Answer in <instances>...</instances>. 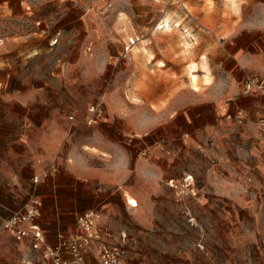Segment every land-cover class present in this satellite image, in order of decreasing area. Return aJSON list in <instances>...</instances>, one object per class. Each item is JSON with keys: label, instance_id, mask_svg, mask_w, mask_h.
<instances>
[{"label": "rangeland", "instance_id": "1", "mask_svg": "<svg viewBox=\"0 0 264 264\" xmlns=\"http://www.w3.org/2000/svg\"><path fill=\"white\" fill-rule=\"evenodd\" d=\"M252 75L264 0H0V151L26 175L18 209L37 197L39 219L73 232L99 211L130 264H264V115L209 131L194 107L237 81L248 96Z\"/></svg>", "mask_w": 264, "mask_h": 264}, {"label": "built area", "instance_id": "2", "mask_svg": "<svg viewBox=\"0 0 264 264\" xmlns=\"http://www.w3.org/2000/svg\"><path fill=\"white\" fill-rule=\"evenodd\" d=\"M241 91L246 95H260L264 105V75H252L241 82ZM264 132V119L260 122ZM46 175V171L33 176V182ZM191 175H186L182 186L189 188ZM41 201L30 197L23 206L2 218L0 232H8L16 241L27 240V250L20 264H86V255L96 246L98 264H130L127 251L117 243L103 241L100 237L99 221L102 213L86 210L76 218V231L70 234L58 233L55 243H49L41 225L37 222Z\"/></svg>", "mask_w": 264, "mask_h": 264}, {"label": "crops", "instance_id": "3", "mask_svg": "<svg viewBox=\"0 0 264 264\" xmlns=\"http://www.w3.org/2000/svg\"><path fill=\"white\" fill-rule=\"evenodd\" d=\"M190 5L192 6V4ZM201 17L206 22H211L213 20L210 12L202 15ZM238 85L239 83L237 81V87L230 86L229 89H226L221 93L219 98H214L208 95L204 99L196 101L198 103L195 104L194 107H202L204 105L205 111L210 115V121L201 124L203 125L201 127H203L204 130L211 131L212 129H215L217 125H220V128L233 126L238 129V134H240L243 126H240L242 123H237L238 116L243 117V121L246 122L245 124H253L254 127L256 123L257 126L259 117L264 115V109H261L262 99L258 95L242 96L239 93ZM195 113L196 112L193 114V120L198 117ZM200 129V127H197V130ZM223 130L224 132L226 131V129H222V131ZM255 130L257 131V127ZM255 130H253V132H255ZM5 148L6 147H3V150ZM3 150L0 151V221L2 218L7 217L21 206L27 191V187L26 189H23L21 186V184L25 181L24 178L26 177L24 172L19 175H15L12 171H9L7 164L3 165L2 156L5 154ZM4 167L7 169L6 177L9 178L10 182H8L7 179H4ZM24 168L25 173H27L29 168H31L28 160L25 162ZM61 221L62 220L53 218L48 222L47 220L45 221L44 219H39L37 217V222L41 225L47 242L55 243L58 233L70 234L73 232L72 228H62L63 226ZM101 221L102 219L100 220V223ZM100 237L103 241L109 243L111 242L109 240L110 238L108 239L110 236L107 233L102 234L100 231ZM27 244V240L16 241L10 233L5 231L0 232V264H20L22 255L27 250ZM96 252V246H94L93 249L86 255V264H98Z\"/></svg>", "mask_w": 264, "mask_h": 264}, {"label": "bare ground", "instance_id": "4", "mask_svg": "<svg viewBox=\"0 0 264 264\" xmlns=\"http://www.w3.org/2000/svg\"><path fill=\"white\" fill-rule=\"evenodd\" d=\"M164 18H165V17H164ZM165 25L167 26V28H170L169 25H168V23H167V21H165ZM163 27H164V24H160V25L157 26L156 28H157V29H160V28H163ZM195 64H196V63H195ZM195 64H192V65L190 66V68H191V71H190V78H191V82H193V83H194V82L196 81V79H197V75L193 73V69H195ZM202 66H203L204 68H207L205 63H203ZM193 86L195 87V90H197V85L194 84ZM127 201H128V203H130L131 205H137V202L135 201V199H134L133 197L129 196V195H128V197H127Z\"/></svg>", "mask_w": 264, "mask_h": 264}]
</instances>
